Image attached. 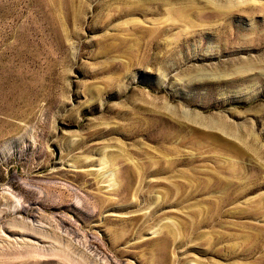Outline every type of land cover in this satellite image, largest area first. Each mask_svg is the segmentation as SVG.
<instances>
[{
    "label": "rangeland",
    "instance_id": "1",
    "mask_svg": "<svg viewBox=\"0 0 264 264\" xmlns=\"http://www.w3.org/2000/svg\"><path fill=\"white\" fill-rule=\"evenodd\" d=\"M0 264H264V0H0Z\"/></svg>",
    "mask_w": 264,
    "mask_h": 264
}]
</instances>
